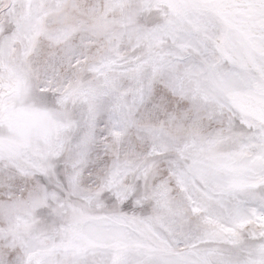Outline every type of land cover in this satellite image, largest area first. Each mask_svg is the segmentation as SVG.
<instances>
[{
    "label": "snow or ice",
    "instance_id": "snow-or-ice-1",
    "mask_svg": "<svg viewBox=\"0 0 264 264\" xmlns=\"http://www.w3.org/2000/svg\"><path fill=\"white\" fill-rule=\"evenodd\" d=\"M0 264H264V0H0Z\"/></svg>",
    "mask_w": 264,
    "mask_h": 264
}]
</instances>
